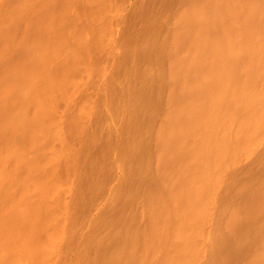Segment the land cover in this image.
Returning a JSON list of instances; mask_svg holds the SVG:
<instances>
[{"label":"bare ground","instance_id":"bare-ground-1","mask_svg":"<svg viewBox=\"0 0 264 264\" xmlns=\"http://www.w3.org/2000/svg\"><path fill=\"white\" fill-rule=\"evenodd\" d=\"M122 11L117 0L0 5V264H56L118 148L126 189L95 217L74 264H224L223 240L235 229L244 239L240 211L264 202L263 181L252 199L225 203L237 190L229 170L236 177L264 144V0H176L169 40L151 29L152 15L112 72L92 53ZM95 72L110 94L117 79L129 91L120 142L103 147L86 134L92 100L60 109ZM121 200L139 208L114 213ZM245 264H264V244Z\"/></svg>","mask_w":264,"mask_h":264},{"label":"rangeland","instance_id":"rangeland-1","mask_svg":"<svg viewBox=\"0 0 264 264\" xmlns=\"http://www.w3.org/2000/svg\"><path fill=\"white\" fill-rule=\"evenodd\" d=\"M3 0H0V5ZM122 4L123 11L121 14L115 15L109 24L108 44L105 49H96L92 53V58L100 63L107 65L112 72H116L117 66L124 61L128 54L131 43L139 36L145 27V21L152 15L151 29L160 36L165 42L169 40L167 29L164 25V19L176 7V0H117ZM141 13L138 17H133V12ZM131 25V30H128ZM159 39V36L156 37ZM154 74L157 73V67L154 66ZM117 79L113 91L110 94L112 82L95 72L89 77L82 78V89L76 94L74 103L69 107L60 105L61 110L76 111L80 104L86 100H92L95 106V113L90 117L86 134L96 131L99 137V146L103 147L107 141L120 142L122 131L129 121V113L126 109L128 103L126 93L129 92L125 88L124 83ZM261 80V78H258ZM108 99V107L102 108L99 104V98ZM95 129V130H94ZM93 130V131H92ZM69 142L75 147H81V140L74 136H69ZM122 153L120 148L115 150L108 159V168L106 171L97 175L95 194L92 196L86 209L78 208L76 215L84 214L85 220H82L76 227L78 238L68 240L63 250L57 256L56 264H74L77 260L78 251L86 248V244L90 234L93 231L92 222L100 213L102 208L108 204L115 190L125 191L123 177L126 174L124 166L118 165L121 161ZM233 169L229 170L228 175L231 178V185L235 187L236 192L232 193L225 201L226 204L239 205L240 203L250 200L255 196V192L261 187L264 181V144L257 147L252 157L245 159L238 169V174L233 177ZM178 173V170H175ZM85 173V172H83ZM223 192V190H221ZM224 203V204H225ZM221 206L219 217L226 218V205ZM139 208L138 205L132 206L126 201L121 200L116 203L114 213L118 211L131 210ZM86 216V217H85ZM115 217L109 215L107 222ZM240 225L244 227V239L238 242V229L228 234L223 240L227 247V256L224 264H245L252 254L263 247L264 244V202L252 212L240 211ZM235 243H239L238 247H234ZM124 264H135L131 257H126ZM28 262V261H26ZM201 264H207L205 261Z\"/></svg>","mask_w":264,"mask_h":264}]
</instances>
